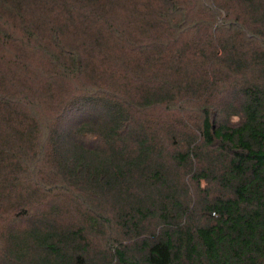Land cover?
Returning <instances> with one entry per match:
<instances>
[{"label":"trees","instance_id":"trees-1","mask_svg":"<svg viewBox=\"0 0 264 264\" xmlns=\"http://www.w3.org/2000/svg\"><path fill=\"white\" fill-rule=\"evenodd\" d=\"M151 2L0 0V264H264V0Z\"/></svg>","mask_w":264,"mask_h":264},{"label":"rangeland","instance_id":"rangeland-1","mask_svg":"<svg viewBox=\"0 0 264 264\" xmlns=\"http://www.w3.org/2000/svg\"><path fill=\"white\" fill-rule=\"evenodd\" d=\"M146 2H151L153 3L154 0H145ZM245 3V1H243ZM242 2V4L240 5V17H242L243 19H246L247 17V13H246V10L244 9V3ZM117 8V7H116ZM139 10H141V7L138 8ZM126 10H130V7L128 5H126ZM248 13H249V10H247ZM0 12L10 21V23L13 24L15 23V20H16V16L17 14H12V12H10L9 10L7 11L6 7L4 6H1L0 7ZM139 12V11H138ZM137 13V12H136ZM221 18L218 20L217 24L220 22ZM114 24H116V26H118V22L116 20L113 21ZM12 28V27H11ZM10 28V29H11ZM136 28H138V23L133 22V24L131 25V29L130 31H132L134 29V31L136 30ZM13 30L15 31V29L13 28ZM18 30V33L21 31V29L17 28ZM68 36H69V31H68ZM70 34L72 36H75L77 34V31H70ZM247 35V33H246ZM148 36L146 33H144V36L142 35V33L140 32L139 33V39H143L144 40H147ZM69 39V37H68ZM10 41H14V39H11ZM7 48L8 49H15V45L13 43H8L7 45ZM0 48H1V43H0ZM5 48V47H4ZM3 48V49H4ZM28 49V53L31 52L30 54L35 56L36 57V49ZM33 52V53H32ZM1 56V55H0ZM28 59V58H27ZM31 59H33V57H31ZM201 72V71H200ZM106 78H109L110 80L112 81H115V77H113L112 75H109V76H106ZM222 88L219 90V92H221ZM223 92H221V95H222ZM28 171H26V174H27ZM31 172H33L34 174H36L37 176H40V171H36V170H32ZM29 173V172H28ZM33 178V176H32ZM62 191V192H60ZM60 191H47L45 194H43L40 198H38V200L32 202V207L33 208H38V209H48V210H53V205H54V201H55V198L56 197L57 199L59 200H62L65 198L66 196V192L65 190H60ZM65 192V193H64ZM4 199V198H3ZM5 200V199H4ZM5 203H10V202H5ZM44 203H47L48 204V207L47 205H44ZM6 207V206H5ZM9 208V207H8ZM10 210H12L14 212V209L12 208H9ZM4 212H5V208L3 209ZM8 216V219L5 218L4 214H2L1 218H0V223L1 225L4 227L8 221L10 220L9 218V215L6 214ZM2 254L1 250H0V255Z\"/></svg>","mask_w":264,"mask_h":264}]
</instances>
